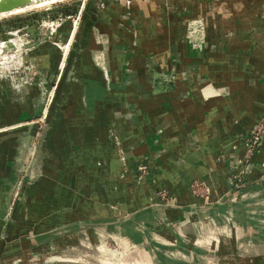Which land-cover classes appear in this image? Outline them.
Masks as SVG:
<instances>
[{
	"label": "crops",
	"instance_id": "obj_1",
	"mask_svg": "<svg viewBox=\"0 0 264 264\" xmlns=\"http://www.w3.org/2000/svg\"><path fill=\"white\" fill-rule=\"evenodd\" d=\"M100 14L105 22L94 23L84 40L87 45L83 46L69 97L61 105L47 141L39 142L42 133L49 131L50 121L46 120L45 126L29 121L32 113L39 116L43 109L38 87L29 86L16 94L6 90L0 98V130L5 131L0 133V260L20 252L23 245L27 249L29 241L36 246L62 239L70 231L74 234L69 241L78 243L83 229L101 228L116 238L132 231L158 238L171 231L174 238L179 236L186 243L191 225L202 237V228L220 221L227 209L234 219L241 216L240 209L249 204L235 203L231 187L237 174L249 171L258 177L256 180L264 179L260 155L253 167L243 164L252 126L243 125L236 113L240 106L242 110L251 106L247 107L245 100L237 107L236 91L230 90V102L221 113L220 101L210 97L217 93L218 80L231 73L217 65V56L210 49L203 56L198 54L188 34H183V23L177 29L181 38L166 39L164 51H152L157 54L145 59L138 54L126 55L117 40H122L121 35L132 37L129 26L125 31L123 17L108 20L104 7ZM164 15L174 20L171 17L164 25L152 15L148 24L135 20L139 30L149 32L153 24V30L165 26L174 31L178 17L172 12ZM84 36L82 28L77 43H82ZM46 47L47 54L55 49L50 44ZM44 50L39 49L38 57L48 59ZM49 75L55 78V68ZM206 79L210 83L205 86ZM15 122L20 126L13 130ZM20 137L24 138L22 143ZM32 139L33 147L40 148L14 212L19 215V225L6 230L4 216L10 192ZM140 163H147L150 172L139 180ZM195 180L208 188L207 201L194 195ZM263 187L259 185L261 198L255 202H262ZM160 189L175 197L176 204L162 201L157 195ZM223 198L227 202H221ZM258 224L254 231L246 227L244 241L238 242L234 253L245 258L252 253L253 243L264 242L263 220ZM254 261L263 263L260 258ZM252 263L243 260V264Z\"/></svg>",
	"mask_w": 264,
	"mask_h": 264
},
{
	"label": "rangeland",
	"instance_id": "obj_2",
	"mask_svg": "<svg viewBox=\"0 0 264 264\" xmlns=\"http://www.w3.org/2000/svg\"><path fill=\"white\" fill-rule=\"evenodd\" d=\"M49 1L43 4L33 2L18 11L0 14V98L4 97L6 90L12 89L16 94V92H25L29 86H36L40 91L38 101L43 108L48 106V110L51 111L53 105L61 107L65 104L69 97L64 90L66 73L76 56L79 57L78 62L80 61L93 24L105 22L100 14L103 7L108 20L123 17L125 31L128 29L129 35L132 36L121 35L122 40L120 38L117 40L122 45L123 53L138 54L142 59L157 54L152 51L161 52L167 49L165 40L169 37L174 40L176 36L179 38L181 33L177 29L181 26L180 23H183L182 27L185 28L183 34H188L196 52L203 56L205 50L210 49L217 56V65L228 72L231 71L226 75L229 76L228 78L217 79L219 87L215 88L217 93L210 96L220 101L221 113L227 109L230 102L228 95L230 90L236 91L237 107L245 100L246 106H251L250 109L244 106V110L240 106V111L236 113L243 125L252 126V131L257 132L259 136L258 143L247 152L243 164L245 167L249 164L253 167L256 156L260 155L264 165V147H262L264 146V0H137L136 3L133 2L134 0ZM145 11L151 12L148 15ZM166 12L170 15L172 12V15L178 17V23L173 27L174 31L165 26L162 28L158 26V29L153 30V24L149 32L144 31L143 28L139 30L138 21L135 19H139L141 24H148L152 15L154 21L164 25L172 21L171 17L174 20L173 16H165ZM205 26L209 28L205 29ZM82 28L85 39H82V43L80 41L77 43ZM151 39L152 41H149ZM154 40H157L158 45H154ZM208 43L212 45L207 46ZM47 44L55 48L51 49V51L55 50L53 54L51 51L47 54V50H44L47 49ZM39 46H41L39 49H43L47 54L48 59L38 57L41 56L37 54ZM216 60L213 59L214 62H217ZM147 66L149 67V63ZM54 68L53 79L49 74ZM75 77L76 75L72 83ZM169 78L174 80L170 73ZM204 81L205 86L209 85V79ZM232 83H235V87L229 85ZM40 118L42 119V112L39 116L32 113L29 121H34L36 124L39 121L44 124L46 121ZM18 126L20 122L13 123V130ZM4 132L0 130V133ZM34 145L33 142L32 146ZM25 162V168L10 192L11 196L4 216L6 230L10 227L15 229L19 225V215L16 216L14 212L18 207L28 171L34 166L33 156H29ZM142 164L147 168L145 171H139V165L137 166L139 180L150 172L149 165ZM257 178L249 171L235 176L232 191L230 190L235 193V203L249 204L240 209L241 216L237 220L233 218V213H227V209L222 213L220 221L211 222L209 226L208 223L202 228L204 232L202 237L197 235L191 225V235H186L189 242L184 243L178 235L174 238L171 231L162 233L158 238L150 237L142 231H132L116 238L113 234H111L113 237L109 236L108 232L101 228L83 229L79 231L78 243L69 241V236L74 234V231L67 232L62 239H50L48 242L36 245L37 247L31 245L29 241L27 249H25L26 245H23L20 252L7 255L0 260V264H243L244 259L251 260L254 262L252 264H264V242L260 245L253 243L252 253L246 254L245 258L240 252L234 253L233 249L239 241H244L247 226L254 231L255 227L259 226L260 219L264 222V197L262 202H258L262 193L259 185L264 186V179L256 180ZM205 187L201 181L192 182L194 195L207 201L208 188ZM17 188H20V193L18 191L19 196L14 198ZM160 192L158 190V196ZM160 198L166 202L175 199L172 196ZM256 200L258 201L255 202ZM221 202H227V198H223ZM245 220H248L247 223ZM199 230L201 231V228ZM234 238L238 240L235 241ZM154 240L162 244H155ZM26 250L27 252H24ZM257 258L263 260V263L254 261Z\"/></svg>",
	"mask_w": 264,
	"mask_h": 264
},
{
	"label": "water",
	"instance_id": "obj_3",
	"mask_svg": "<svg viewBox=\"0 0 264 264\" xmlns=\"http://www.w3.org/2000/svg\"><path fill=\"white\" fill-rule=\"evenodd\" d=\"M37 0H0V13L2 12H9V11H12L16 8H20V7H23V6H27L29 4H32L33 2H35ZM79 60V57L76 56L67 73H66V76H65V80H64V90L67 91V93L70 91V87L72 85V80L74 78V76L76 75V69H77V62ZM59 113H60V107L59 106H55L54 105L52 106V110L49 111V117L47 119V122H49V131L45 132V133H42L43 135H41L40 137V143H44L45 141H47V138H48V135L50 134L51 130L54 128V125L55 123L58 121L59 119ZM46 122V124H47ZM32 130V129H31ZM30 133L32 131H29ZM23 136L26 135V132H23L22 134ZM21 140H19V142L22 143V140L24 139L23 137H20ZM33 139L31 140V142L29 143V146L26 150V155L23 156L21 162H20V167H19V172H18V176L17 178L19 177L20 173L23 171V169L25 168V164H26V160H28L29 156H33V163H35V160L39 154V148H40V145L33 147L32 146V143H33ZM31 171V168L30 170L28 171V174L30 173ZM27 174V176H28Z\"/></svg>",
	"mask_w": 264,
	"mask_h": 264
},
{
	"label": "built area",
	"instance_id": "obj_4",
	"mask_svg": "<svg viewBox=\"0 0 264 264\" xmlns=\"http://www.w3.org/2000/svg\"><path fill=\"white\" fill-rule=\"evenodd\" d=\"M52 23H54V22H52ZM48 105V104H47ZM49 111L50 110H48V106L47 107H44L43 108V110H42V119L40 118V120H43V121H46L47 120V117H48V115H49ZM258 140H259V136H258V133L257 132H255V131H252V132H250V134L248 135V137H247V141H248V145H249V150H250V148L251 147H253V146H255L257 143H258ZM147 168V166L145 165V164H140L139 166H138V169H139V171H141V170H143V171H145V169ZM198 185H200V184H198ZM18 189V188H17ZM197 189V188H196ZM18 191H19V193H20V188L15 192V194H14V198H17L19 195H18ZM161 192L159 193V195H160V197H162V198H166L167 196L168 197H171L170 195H169V192H167L166 190H160ZM170 202H172V204L174 205L176 202H175V199H170Z\"/></svg>",
	"mask_w": 264,
	"mask_h": 264
},
{
	"label": "bare ground",
	"instance_id": "obj_5",
	"mask_svg": "<svg viewBox=\"0 0 264 264\" xmlns=\"http://www.w3.org/2000/svg\"><path fill=\"white\" fill-rule=\"evenodd\" d=\"M47 1H49V0H37V1H35V2H38V3H41V4H43V3H45V2H47ZM50 2V1H49ZM48 3V2H47ZM22 8H24V6L23 7H20V8H16V9H14V10H12V11H18V10H20V9H22ZM27 8V7H26ZM9 12H11V11H9ZM5 13H7V12H1L0 14H5ZM1 16V15H0ZM255 87V86H254Z\"/></svg>",
	"mask_w": 264,
	"mask_h": 264
}]
</instances>
